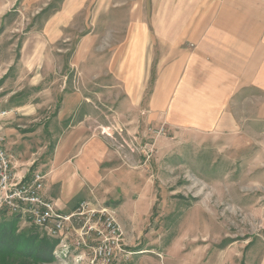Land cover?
<instances>
[{
    "label": "rangeland",
    "instance_id": "374dc122",
    "mask_svg": "<svg viewBox=\"0 0 264 264\" xmlns=\"http://www.w3.org/2000/svg\"><path fill=\"white\" fill-rule=\"evenodd\" d=\"M206 3L214 6L207 11ZM226 3L0 0V111H12L2 121L12 133L14 172L41 171L60 210L65 206L73 212L85 201V212L102 209L114 217L122 230V250L111 264H264V80L263 88L248 87L229 99L230 122L197 130L116 116L125 94L106 68L110 47L131 28L136 32L142 26L149 37H206ZM218 26L214 31L222 37ZM95 31L99 41L84 43L92 47L85 68L71 70L72 53ZM45 37L67 38L48 44ZM170 43L165 41L167 57ZM262 54L252 59L262 65L264 79ZM154 58L142 104L158 72L157 51ZM77 84L87 98L86 135L74 149L88 151V165L70 175L58 168L66 161L54 165V154L77 127L78 116L59 121L56 113L62 96ZM19 107L29 109L20 112ZM20 113L30 114L22 118ZM113 117L123 120L130 136L106 134L107 126L118 123ZM86 216L74 218L61 242L47 238L27 217L12 214L0 200V220L13 223L14 235L50 243L31 257L4 254L0 263L85 264L89 248L72 243Z\"/></svg>",
    "mask_w": 264,
    "mask_h": 264
},
{
    "label": "crops",
    "instance_id": "0c3cea01",
    "mask_svg": "<svg viewBox=\"0 0 264 264\" xmlns=\"http://www.w3.org/2000/svg\"><path fill=\"white\" fill-rule=\"evenodd\" d=\"M192 6L196 9L197 5L193 3ZM212 6L213 3H208L207 11ZM220 11V20L216 25H221L218 27L222 28V34L224 32L222 37L217 36L219 32L214 31L217 26L212 23V29L206 33V37H149L141 26L136 32L131 28L126 37L115 39L116 44L110 47L106 68L125 94V99L116 107V116L128 115L132 121L136 117L142 122L153 123L163 120L173 123L171 127L197 130L214 128L227 118L226 122L232 120L227 115L229 111L225 110L229 99L248 87L263 88L262 65L256 64L252 56L264 55V38H261L264 37V0H227ZM65 38L45 37L48 44H55ZM90 39L99 41L98 32L95 37L81 40L69 60L71 70L85 68L92 47L87 48L84 43ZM166 40L171 42L168 57ZM185 42H190V45L185 46ZM155 51L158 72L151 94L142 104L147 82L146 71L151 60L155 59ZM86 102L84 90L77 84V87L62 96L56 113L59 121L78 116L77 127L67 133L54 154V165L66 161L58 168L70 170V175L74 170L87 169L88 165L85 159L88 151L77 153L74 149L86 135ZM28 109L19 107L20 112ZM11 112L6 109L0 111V136L5 138L4 147L9 153L13 147L9 138L12 133L4 129L2 120L9 118ZM29 114L20 113L19 116L25 118ZM112 121L119 124L107 126L108 136H130L131 131L127 125L120 124L122 119L113 117ZM16 175L22 176L25 173L19 172ZM44 194L53 199L46 189ZM66 210L64 206L61 211L67 213Z\"/></svg>",
    "mask_w": 264,
    "mask_h": 264
},
{
    "label": "built area",
    "instance_id": "2783aa9c",
    "mask_svg": "<svg viewBox=\"0 0 264 264\" xmlns=\"http://www.w3.org/2000/svg\"><path fill=\"white\" fill-rule=\"evenodd\" d=\"M1 115V113H0ZM105 131L104 129H102ZM102 131V132H103ZM5 138L0 136V200L12 214L27 217L30 223L41 229L49 239L64 241L74 220L84 214V224L77 231L72 246L89 248L85 264H111L120 246L122 230L111 215L86 211V202L70 213L62 212L56 201L44 194L46 181L41 171L17 176L12 164V155L4 147ZM83 255L80 256V260Z\"/></svg>",
    "mask_w": 264,
    "mask_h": 264
},
{
    "label": "trees",
    "instance_id": "16d2710c",
    "mask_svg": "<svg viewBox=\"0 0 264 264\" xmlns=\"http://www.w3.org/2000/svg\"><path fill=\"white\" fill-rule=\"evenodd\" d=\"M13 226L11 221L0 220V259H3L4 254L10 253L17 254L20 257H31L34 256L36 248L50 246L48 240H39L31 234L14 235ZM7 264L11 263L8 262Z\"/></svg>",
    "mask_w": 264,
    "mask_h": 264
}]
</instances>
